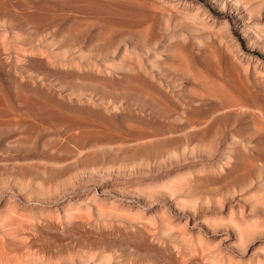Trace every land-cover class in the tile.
<instances>
[{"label":"rangeland","instance_id":"obj_1","mask_svg":"<svg viewBox=\"0 0 264 264\" xmlns=\"http://www.w3.org/2000/svg\"><path fill=\"white\" fill-rule=\"evenodd\" d=\"M21 1L0 0L5 251L264 264V0Z\"/></svg>","mask_w":264,"mask_h":264},{"label":"bare ground","instance_id":"obj_2","mask_svg":"<svg viewBox=\"0 0 264 264\" xmlns=\"http://www.w3.org/2000/svg\"><path fill=\"white\" fill-rule=\"evenodd\" d=\"M20 1H21V0H20ZM21 2H23V1H21ZM0 3H1V2H0ZM1 4H3V2H2ZM25 5H26V4H25ZM0 23H1V22H0ZM2 24H3V23H2ZM28 26H29V25H28ZM85 26H86V24H85ZM81 28H82V27H81ZM81 28H80V30H81ZM83 28H84V26H83ZM2 29H3V28H2ZM77 29H78V27H77ZM77 29H76L75 33L77 32ZM78 31H79V29H78ZM81 31H82V30H81ZM75 33H74V34H75ZM16 34H17V33H16ZM18 34H19V33H18ZM63 35H64V34H63ZM59 37H60V36H59ZM46 41H48V43H49V45H50L51 42H49V41H52V39H51V40H46ZM44 42H45V41H44ZM53 42H54V41H52L51 45L53 44ZM48 43H47V44H48ZM30 45H32V44H30ZM42 45H44V43H42ZM45 45H46V44H45ZM45 45H44V46H45ZM46 46H47V45H46ZM52 46H53V45H52ZM48 47H50V46H48ZM17 48L20 49L19 47H17ZM21 48H24V47H21ZM34 49L39 50L38 48H34ZM47 49H48V48H47ZM50 49L52 50L53 47H51ZM22 50H23V49H22ZM25 50L28 51L27 49H25ZM29 50H30V49H29ZM31 50L33 51V48H32ZM15 51H16V50H15ZM26 51H24V53H25ZM81 51H82V50H81ZM81 51H80L79 53H82ZM63 52H66V51L64 50ZM83 52L85 53V51H83ZM22 53H23V52H22ZM50 53H51V52H50ZM53 53H54V54H53ZM53 53H51L52 56H53V55H54V56H57L56 58L59 57V56H58L59 54H57L58 52L53 51ZM60 53H61V56H62L63 53H62V52H60ZM26 54H27V53H26ZM32 54H33V53H32ZM77 54H78V53H77ZM77 54H76V55H77ZM32 56H34V54H33ZM54 56H53V58H55ZM63 56H65V54H63ZM82 56H83V53L81 54V58H80L81 60H82ZM65 57H66V56H65ZM65 57H64V58H65ZM38 58H39V57H38ZM23 60H24V59H23ZM84 60H85V59H84ZM78 61H80V60H78ZM28 62H29V61H28ZM18 63H19V62H18ZM36 63H37V62H36ZM39 64H40V63H39ZM69 65H70V64H69ZM69 65H67V67H69ZM77 65H80V64H77ZM87 65H89V64H87ZM128 65H129V64H128ZM37 67H38V66H37ZM39 67H40V66H39ZM79 67H80V66H79ZM80 68H81V67H80ZM69 69H70V68H69ZM131 69H132V67H131ZM83 70H84V65H83ZM31 81H33V80H31ZM0 97H1V95H0ZM26 97H27V96H26ZM26 97H25V98H26ZM28 97H29V96H28ZM28 97H27V98H28ZM27 98H26V99H27ZM29 99H30V98H29ZM1 100H3V98H2ZM3 101H4V100H3ZM3 101H2V102H3ZM38 101H39V100H38ZM22 103H23V102H22ZM20 104H21V103H20ZM2 105H4V104H2ZM43 105L47 106L45 103H44ZM4 106H5V105H4ZM8 107H9V106H8ZM47 107H50V106H47ZM47 107H45V108H47ZM51 108H52V107H51ZM52 110H53V109H52ZM7 111H8V110H7ZM13 114H14V111H13ZM25 114H26V113H25ZM23 115H24V114H23ZM25 116H26V115H25ZM28 117H29V116H28ZM30 118H31V117H30ZM73 118H75V117H73ZM78 118H79V117H78ZM80 119H81V118H80ZM17 122H18V121H17ZM17 122L15 123V125H17ZM13 123H14V122H13ZM34 123H35V126H34V125H33V126L36 127L38 124L36 125V122H34ZM2 124H3V123H2ZM0 126H1V124H0ZM38 126H39V125H38ZM38 126H37V128H38ZM16 127H17V126H16ZM27 138H28V137H27ZM29 138H30V137H29ZM15 139H16V138H15ZM11 141H12V140H11ZM9 142H10V141H9ZM9 142H8V143H9ZM144 142H145V141H144ZM135 144H136V143H135ZM141 144H142V142H141ZM136 147H137V146H136ZM18 164H19V163H17V165H18ZM72 166H73V165H72ZM72 166H71V167H72ZM71 167H70V168H71ZM61 168H62V167H61ZM29 171H30V170H29ZM62 171H63V169L61 170V172H62ZM70 171H71V170H70ZM73 171H74V170H73ZM73 171H71V172H73ZM15 172H16V171H15ZM58 172H59V171H58ZM63 172H64V171H63ZM65 172H66V171H65ZM71 172H70V173H71ZM56 173H57V172H56ZM56 173H55V174H56ZM13 174H14V173H13ZM92 175H93V174H92ZM8 176H9V175H8ZM8 176H7V177H8ZM55 176H56V175H55ZM62 176H63V175H62ZM64 176H65V175H64ZM3 177H4V176H3ZM10 177H11V176H10ZM12 177H14V176H12ZM40 177H41V176H40ZM45 177H46V176H45ZM67 177H68V175H67ZM41 178H42V177H41ZM41 178H40V179H41ZM43 178H44V177H43ZM57 178H58V177H57ZM62 178H63V177H62ZM69 178H71V177H69ZM3 179H5V177H4ZM9 179H10V178H9ZM13 179H14V178H13ZM18 179H19V178H18ZM18 179H17V180H18ZM59 179H61V177H60ZM59 179H58V180H59ZM6 180H7V178H6ZM38 180H39V178H38ZM38 180L36 179V181H37L36 184H37V185L40 183V182L38 183ZM65 180H66V179L64 178V179H63V182H64ZM19 181H21V180H19ZM19 181H18V183H20ZM28 181H30V179H29ZM28 181H26V182H28ZM36 181H35V182H36ZM55 181H56V179H55ZM2 182H4V181L2 180ZM13 182H14V181H13ZM35 182H34V183L32 182V183H33L35 186H37V185L35 184ZM43 182H44V179H43ZM43 182H41V184H43ZM56 182H57V184H58V181H56ZM4 183H6V182H4ZM4 183H3V184H4ZM9 183H10V182H9ZM21 183H22L21 185H23V182H21ZM28 183H30V182H28ZM32 183H31V185H32ZM187 183H188V182H187ZM1 184H2V183H1ZM11 184H12V182H11ZM11 184H10V185H11ZM57 184H56V185H57ZM16 185H17V184H16ZM19 185H20V184H19ZM39 185H40V184H39ZM39 185H38V186H39ZM43 185H44V184H43ZM43 185H41V186H43ZM56 185H54V187H55ZM6 186H7V185H6ZM29 186H30V184H29ZM35 186H34V187H35ZM7 187H8V186H7ZM7 187H6L5 190H7ZM32 187H33V186H32ZM32 187H30V188H32ZM49 187H50V186H49ZM49 187H48L47 189H50ZM9 188H10V187H9ZM9 188H8V189H9ZM21 188H22V186L20 187V190H21ZM27 188H28V187H27ZM30 188H28V189H30ZM39 188H40V186H39ZM66 188H67V187H66ZM69 188H70V187H69ZM12 189H13V188H12ZM18 189H19V188H18ZM25 189H26V188H25ZM32 189H33V188H32ZM32 189H31V190H32ZM41 189H42V187L40 188V190H41ZM45 189H46V188H45ZM64 189H65V188H64ZM171 189H172V188H171ZM3 190H4V189H3ZM23 190H24V189H23ZM23 190H22V191H23ZM31 190H30V191H31ZM65 190H66V189H65ZM172 190H173V189H172ZM35 191H36L35 193H37V190H36V189H35ZM46 191H47V190H46ZM1 192H2V191H1ZM1 192H0V194H2ZM17 192H18V191H17ZM32 192H33V191H32ZM96 192H97V191H96ZM3 193H5V192H3ZM14 193H15V192H14ZM14 193H13V194H14ZM18 193H19V192H18ZM20 193L22 194V192H20ZM39 193H41V192H38L37 194H39ZM49 193H50V192H49ZM15 194H16V193H15ZM21 194H20V196H21ZM30 194H31V193H30ZM55 194L57 195V191L55 192ZM18 195H19V194H18ZM35 195H36V194H35ZM41 195H42V193H41ZM25 196H26V195H25ZM47 196H48V195H47ZM47 196H46V199H47ZM200 196H201V195H200ZM18 197H19V196H18ZM21 197H22V196H21ZM33 197H34V196H33ZM40 197L43 198L42 196H40ZM13 198H14V197H12V199H13ZM26 198L28 199L29 197L26 196ZM35 198H36V197H35ZM35 198H34V199H35ZM37 198H38V197H37ZM37 198H36V199H37ZM18 199H21V198H18ZM16 200H17V199H16ZM16 200H15V201L12 200V203H13V201L16 202ZM24 200H25V198H24ZM44 200H45V199H42V201H44ZM47 200H48V199H47ZM70 200H71V199H70ZM20 201H21V200H20ZM4 202H5V201H4ZM22 202H24V201H22ZM32 202H33V201H32ZM2 203H3V202H2ZM2 203H1V204H2ZM12 203H11V204H12ZM9 204H10V203H9ZM25 204H26V203H25ZM39 204H40V203H39ZM3 205H4V204H3ZM14 205H15V203H14ZM19 205H20V204H16L14 208L16 209V207H18V208L20 209V206H19ZM11 206H12V205H11ZM29 206H31V205H29ZM36 206H37V205H36ZM96 207H97V206H96ZM18 208H17V209H18ZM24 208H25V207H24ZM24 208L22 207L21 209L24 210ZM99 208H102V206H100ZM99 208H98V209H99ZM107 208L110 209L111 207L108 206ZM113 208H114V207H112L111 209H113ZM17 209H16V210H17ZM51 209H52V208H51ZM76 209H77V208H76ZM104 209H105V208H104ZM111 209H110V211H111ZM12 210H13V209H12ZM77 210H78V209H77ZM107 210H108V209H107ZM114 210H116V212H115ZM114 210H113V211L115 212V214L117 213V214H118L117 216H119L121 212H120V213H118V212H119L120 210L115 209V208H114ZM117 210H118V211H117ZM74 211H75V210H74ZM78 211H79V210H78ZM86 211H89V210H86ZM86 211H85V212H86ZM101 211H104V210H101ZM101 211H99V214H100V213L103 214V212H101ZM113 211H112V212H113ZM0 212H1V211H0ZM14 212H16V211L14 210ZM24 212L26 213L27 211H26V210H25V211H22V215H23ZM76 212H77V211H76ZM107 212L110 213V214H111V217H112V213L109 212V211H107ZM114 212H113V213H114ZM27 213H28V212H27ZM89 213H90V212H89ZM104 213H105V212H104ZM122 213H123V212H122ZM16 214H18V212H17ZM19 214H20V212H19ZM19 214H18V215H19ZM68 214H74V212H73V213L70 212V213H68ZM82 214H83V213H82ZM86 214H87V213H86ZM90 214H91V213H90ZM99 214H97V217H98V216H102V217H103L104 215L106 216L107 213L104 214V215H99ZM87 215H88V214H87ZM121 215H122V214H121ZM5 216H6V214H5ZM8 216L11 217V213H10V215H8ZM23 216H24V215H23ZM78 216H79V215H78ZM85 216H86V215H85ZM117 216H116V217H117ZM125 216H126V215H125ZM6 217H7V216H6ZM6 217H4V218L6 219ZM25 217H26V216H25ZM106 217H107V216H106ZM106 217H104V218H106ZM108 217H109V216H108ZM128 217H129V216H128ZM132 217L134 218V216H132ZM8 218H9V217H8ZM11 218L16 219L15 217H11ZM21 218H22V216H20V219H21ZM82 218H83V217H82ZM99 218H100V217H99ZM112 218H113V217H112ZM114 218H115V217H114ZM0 219H1V218H0ZM14 219H13V220H14ZM22 219H23V218H22ZM24 219H25V218H24ZM26 219L28 220V219H30V217H29V218H26ZM84 219H86V218L84 217ZM107 219H109V218H107ZM13 220H12V221H13ZM70 220H72V219H70ZM82 220H83V219H82ZM0 221H2V220H0ZM12 221H10V222L12 223ZM19 221H20V220H19ZM28 221H29V220H28ZM38 221H39V220H38ZM73 221H74V220H73ZM215 221H216V220H215ZM22 222H24V221H22ZM30 222H31V219H30ZM39 222H40V221H39ZM110 222H111V221H110ZM1 223H2V222H1ZM5 223H6V222H5ZM8 223H9V222H8ZM15 223L19 224V223H21V222H19V223H18V222H15ZM15 223H14V224H15ZM56 223H57V222H56ZM105 223H106V222H105ZM3 224H4V223H2V228H3V227H7V226H4L5 224H4V225H3ZM150 224H151V223H150ZM0 225H1V224H0ZM22 225H23V224H22ZM33 225H34V224H32V226H33ZM35 225H36V224H35ZM8 226H9V230H10V225H8ZM24 226H25V224H24ZM57 226H58V225H57ZM111 226H112V223H111L110 227H111ZM12 227H14V225H13ZM12 227H11V228H12ZM20 227H21V226H20ZM25 227H27V226H25ZM25 227L22 226V228H25ZM29 227H30V225H29ZM84 227H85V226H83V223H82V225L79 226V227L75 226L76 231L78 232V234H80V237L82 236V238H84V237H85V234H86V229H85ZM90 227H91V226H90ZM94 227H95V226H94ZM94 227H93V228H90V229H92V230H93V229H96V228H94ZM110 227H109V229H110ZM167 227H168V226H167ZM170 227H171V226H170ZM170 227H169V228H170ZM0 228H1V227H0ZM22 228H21V229H22ZM40 228H41V227H40ZM103 228L105 229V226H104ZM111 228H112V227H111ZM239 228H240V227H239ZM6 229H7V228H6ZM21 229H20V230H21ZM30 229H31V228H30ZM165 229H166V228H165ZM11 230H12V229H11ZM28 230H29V229H28ZM28 230H27V231H28ZM110 230H111V229H110ZM110 230H107V231L109 232ZM133 230H134V229H133ZM133 230H132V231H133ZM239 230H240V229H239ZM0 231H2V230L0 229ZM17 231H18V230H17ZM22 231H24V230H22ZM25 231H26V230H25ZM20 232H21V231H20ZM29 232H30V231H29ZM171 232H173V231H171ZM174 232H175V231H174ZM2 233H4V228H3ZM8 233H10V231H8ZM13 233H14V231H13ZM89 233H92V234L95 236V238L100 237V236H103V233H102V232L100 233L99 231H90ZM6 234H7V233H5V235H6ZM11 234H12V231H11ZM31 234H32V233H31ZM176 234H177V233H176ZM48 235H49V234H48ZM179 235H180V234H179ZM9 236H10V235H9ZM177 236H178V235H177ZM7 237H8V236H7ZM51 237H52V235H50V238H51ZM60 237H62V236H60ZM28 238H29V237H28ZM28 238H27V239H28ZM33 238H34V237H33ZM41 238H42V237H41ZM56 238H58V237H56ZM0 239H2V238H0ZM53 239H54V238H53ZM90 239H91V238H90ZM181 239H182V238H181ZM41 240H44V238L41 239ZM55 240H56V239H55ZM67 240H69V239H67ZM96 240H97V239H96ZM1 241L3 242V240H1ZM2 242L0 243V264H37V262H39V261H43V263H45V264H50L52 260H54V264H74V263H76V262H79V264H88V262H87V260L85 259V257H84L82 254H79L80 252H79V253H78V252H74V251H57V252H56V251H53V250H52V251H40V249H39V251H35V250H34V251H29V250H30L29 248H32V247H29V248H28L29 250H27V251H18L19 249H18L17 251H5L6 249H4ZM46 242H47V240H46ZM57 242H58V241H57ZM106 242H107V241H106ZM31 243H32V242H31ZM31 243H30V244H31ZM36 243H37V242H36ZM186 243H187V242H186ZM189 243H190V242H189ZM199 243H200V242H199ZM33 244H34V243H33ZM65 244H66V243H65ZM95 244H96V243H95ZM107 244H108V243H107ZM116 244H117V243H116ZM116 244H114V245H116ZM187 244H188V243H187ZM18 245H20V244H18ZM127 245H128V244H127ZM189 245H190V244H189ZM4 246H5V245H4ZM28 246H29V245H28ZM43 246H44V245H43ZM50 246H51V245H50ZM41 247H42V246H41ZM45 247H46V246H45ZM102 247H103V246H102ZM120 247H121V246H120ZM131 247H132V246H131ZM25 248H26V247H25ZM25 248H23V249H25ZM35 248H36V247H35ZM35 248H34V249H35ZM113 248H114V247H113ZM135 248H136V247H135ZM208 248H209V247H208ZM3 249H4V250H3ZM65 249H66V248H65ZM102 249H103V248H102ZM110 249H111V247H110ZM138 249H139V248H138ZM21 250H22V248H21ZM112 250H113V249H112ZM112 250H111V251H112ZM116 250H117V249H116ZM206 250H207V249H206ZM106 251H108V248H107V250L105 249V250L103 251V252L107 253V254L104 253L105 256H103V254L100 255V256H98V252H97V251H92V250H91V251H83V253H87V252L89 253V256L91 257L92 264H97V263L100 264V263H99L100 259L103 260V259H109V257H111V256L113 257V255H112L111 253L109 254V251H110V250H109L108 252H106ZM117 251H118V250H117ZM128 251H129V250H128ZM128 251H127V252H128ZM144 251H145V250H144ZM198 251H199V250H198ZM207 251H208V250H207ZM118 252H119V251H118ZM118 252H117V253H118ZM139 252H140V251H139ZM55 253H56V257L54 256ZM117 253H116V254H117ZM108 254H109V255H108ZM57 255H58V256H57ZM202 256H203V255H202ZM112 257H111V258H112ZM117 257H118V254H117ZM203 257H204V256H203ZM111 258H110V259H111ZM129 258H130V257H129ZM129 258H128V259H129ZM192 258H193V257H191V259H192ZM88 259H89V258H88ZM112 259H113V258H112ZM134 259H135V258H134ZM189 259H190V258H189ZM191 259H190V260H191ZM193 259H196L195 256H194ZM117 260L120 261V258L117 259ZM129 260H130V259H129ZM190 260H188V261H189V262H192V260H191V261H190ZM207 260H208V259H207ZM103 261H104V260H103ZM126 261H127V260H126ZM126 261H125V262H126ZM134 261H136V260H134ZM134 261L132 262L133 264H134ZM138 261H140V259H139ZM143 261H144V259H143ZM145 261H146V260H145ZM164 261H166V260L164 259ZM168 261H169V260H167L166 263H168ZM195 261L198 262L199 260L196 259ZM125 262L123 261V263L121 262V264H124ZM141 262H142V261H141ZM141 262L138 263V264H141ZM175 262H176V261H175ZM128 263H130V262L128 261ZM128 263L126 262L125 264H128ZM143 263H144V262H143ZM143 263H142V264H143ZM198 263H201V262L199 261ZM118 264H119V263H118ZM135 264H136V263H135ZM170 264H171V262H170ZM186 264H188V262H187ZM194 264H195V262H194ZM196 264H197V263H196ZM201 264H202V263H201ZM210 264H211V262H210Z\"/></svg>","mask_w":264,"mask_h":264}]
</instances>
